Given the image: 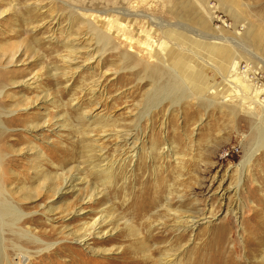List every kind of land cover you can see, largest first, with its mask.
Returning a JSON list of instances; mask_svg holds the SVG:
<instances>
[{"label":"rangeland","instance_id":"1","mask_svg":"<svg viewBox=\"0 0 264 264\" xmlns=\"http://www.w3.org/2000/svg\"><path fill=\"white\" fill-rule=\"evenodd\" d=\"M133 1L0 0V264H264V0H151L207 46L153 51L98 23ZM104 209L112 233L78 240Z\"/></svg>","mask_w":264,"mask_h":264},{"label":"bare ground","instance_id":"2","mask_svg":"<svg viewBox=\"0 0 264 264\" xmlns=\"http://www.w3.org/2000/svg\"><path fill=\"white\" fill-rule=\"evenodd\" d=\"M129 1V0H128ZM93 3H96V2H93ZM152 5L151 4V0H134L130 5V9L127 8V10L123 9V10H119L117 12H115L114 10H112L111 12H114V13H119L120 17L121 18H118V20H113L111 18H109L107 21H102L100 20L99 21V18H101V16L103 14H106V12H99V11H95V13H100L97 15V20H94V21H99L98 23H100L103 27L106 26V25H110L112 23H116L118 28L120 29V33L122 32V37L125 36L126 40L129 42L128 44L132 45V36H127V35H132L135 33H138V34H143L142 38L145 37L146 39L148 40H151L153 41V45L152 46H149V45H146L143 44L144 46H146V49L147 48H150L151 51L154 50L153 46L155 44H157V41L155 39V37H153V35L157 36L156 34L158 32L160 33H170L172 32V29L174 30H177V31H180L181 30V34H187L188 36L186 37L187 39V42H189L190 44H193V42H196V45L197 46H200L202 48L204 47H207L205 44L203 43H200L197 39V38H200L201 35L199 33H197L193 28L187 26L186 24H183V23H163L162 21H158L156 18L154 17H151L150 15L148 14H145L143 12H140L138 11V9L143 6V5ZM95 5V4H94ZM92 6V5H91ZM175 6V5H174ZM126 7V6H125ZM89 9V8H88ZM151 9V8H150ZM165 9V8H164ZM174 9V8H173ZM167 10V9H166ZM80 11V10H79ZM92 10H85L84 9V12H91ZM109 11V10H108ZM83 12V11H82ZM168 12V11H167ZM185 12V11H184ZM183 12V13H184ZM214 12V11H213ZM186 13V12H185ZM188 13V12H187ZM90 14V13H89ZM94 15V12L92 13L91 17H93ZM85 16V15H84ZM87 16V15H86ZM178 16V15H177ZM115 17V16H114ZM184 17V15H183ZM188 17V16H187ZM186 17V18H187ZM190 17V16H189ZM213 17V16H212ZM87 18V17H86ZM178 18V17H177ZM216 19V18H215ZM179 21V20H178ZM191 21V19L189 20ZM200 22V21H199ZM202 23V22H201ZM209 24V23H207ZM139 27V28H138ZM198 28V27H197ZM141 29V31H140ZM221 29V28H220ZM106 31V30H105ZM117 31V30H116ZM206 31V30H205ZM221 34V33H220ZM117 35V34H116ZM196 36V39L193 38L194 36ZM137 36V35H136ZM210 37V36H209ZM211 38V37H210ZM155 39V40H154ZM232 41V40H231ZM140 42V41H139ZM237 42V41H236ZM136 43V42H135ZM141 44V43H140ZM138 44V45H140ZM235 44V43H234ZM166 43H161L160 44V47L162 48L163 46H165ZM159 51V50H158ZM173 51H174V48H169L168 52H167V55L168 56H171L173 54ZM247 51V50H246ZM248 52V51H247ZM157 53V52H156ZM249 54L252 55V57L256 58L257 61L259 62H262L264 66V58L262 59L261 57H259L258 55L256 54H253V53H250ZM167 56V57H168ZM167 63V62H166ZM168 64V63H167ZM149 66H152L150 64H148ZM168 66V65H167ZM165 66V64L163 65H157V66H154V67H157V68H162V69H165L167 72L171 73L172 75V78L175 77V73L173 72V69L170 68V67H167ZM252 66V65H251ZM236 67V66H235ZM177 79V78H175ZM259 89L256 88L255 89V92H257ZM261 92V91H260ZM258 91V93H260ZM170 99V98H168ZM246 100V99H245ZM250 102V101H249ZM257 103V102H256ZM255 104V103H254ZM260 104V103H259ZM262 105V104H260ZM264 107V106H263ZM262 108V107H261ZM264 111V110H263ZM133 135V134H132ZM131 134H127V135H124V136H118L117 139L120 137L121 139H123V141L125 142V144H129V141L133 139V142H139L140 139L139 138H136L135 136L134 137H131L132 136ZM138 146L134 143L133 147H132V156L135 157V156H138V151H137V148ZM264 148V140L262 141V143L260 144L258 150H256L255 153H257L260 149ZM131 151V150H130ZM99 152H102V150H100ZM254 153V154H255ZM253 154V156H254ZM132 157V158H133ZM252 157V156H251ZM249 163V162H248ZM114 165H115V161H111V163H107V166H106V169H108V172H107V175L106 176H110V174L113 172V169H114ZM65 182L68 180V179H63ZM68 182V181H67ZM62 186H64V183L62 184ZM58 192H60V190H58L57 192H55V194H57ZM100 194V193H98ZM94 195H92L90 198H92ZM169 199V198H168ZM167 199V200H168ZM168 202H170V200H168ZM106 209L100 211V218L99 220H94L92 223L90 224H87V225H83L82 229H81V233L80 235L78 236V240H82V239H85L86 235L85 233L86 232H89L91 235H96L98 238H102L105 234H109L110 232L112 233V230L114 229V227H112L110 230H108L109 227H105L106 225H110V223L107 224V221H108V215L106 214ZM20 214V213H19ZM174 215H176V213H174ZM20 216H24L23 214H21ZM182 217V216H181ZM186 217V216H185ZM188 217V216H187ZM180 218V217H179ZM191 219V221L189 220ZM195 219L194 218H187V224L188 223H193L192 226H194L196 224V222L194 221ZM126 226V229L127 231L129 232V234L133 237H135L136 239L139 237L140 238V232L138 229H136L132 224H129L128 221H125L124 222ZM178 223V222H177ZM106 224V225H104ZM180 224V222H179ZM178 224V225H179ZM166 225V223L164 224ZM175 226V225H173ZM176 228V227H175ZM180 228H176V230H179ZM174 231V230H173ZM145 237V236H144ZM168 237V235L166 236H150V242L151 240L152 241H159V240H163V239H166ZM185 235L182 234L179 236V238H177V240L182 241L183 239H185ZM149 239L148 238H142V240H140L139 242V245L141 246V248L143 249H146V242L148 241ZM86 241V240H85ZM110 242V240H109ZM104 243V242H103ZM109 244V243H108ZM2 244L0 243V251L3 250L2 248ZM213 248V247H212ZM215 248V247H214ZM218 252V247L215 248ZM172 250H167L165 251L162 255H161V262H164V261H167L166 264H171L173 263L174 261H176L177 259V254L176 253H172L171 252ZM149 252V251H147ZM1 254V252H0ZM156 254V251L153 250L151 251L148 256H147V259H150L153 257V255ZM150 255V256H149ZM176 257V258H175ZM26 259H24V257L20 258L19 259V263L18 264H23L24 262L26 263L27 261V257L25 256ZM216 258V257H215ZM24 263V264H25Z\"/></svg>","mask_w":264,"mask_h":264}]
</instances>
